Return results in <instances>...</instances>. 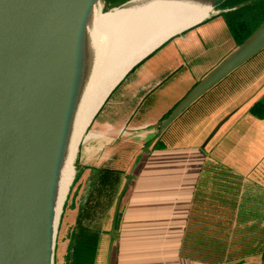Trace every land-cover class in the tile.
<instances>
[{
  "label": "crops",
  "instance_id": "1",
  "mask_svg": "<svg viewBox=\"0 0 264 264\" xmlns=\"http://www.w3.org/2000/svg\"><path fill=\"white\" fill-rule=\"evenodd\" d=\"M226 11L141 55L91 118L70 215L97 178L118 179L94 264H264V45L189 100L264 29L238 45Z\"/></svg>",
  "mask_w": 264,
  "mask_h": 264
},
{
  "label": "water",
  "instance_id": "2",
  "mask_svg": "<svg viewBox=\"0 0 264 264\" xmlns=\"http://www.w3.org/2000/svg\"><path fill=\"white\" fill-rule=\"evenodd\" d=\"M196 1L214 9L227 0ZM93 6L90 0H0V264H47L44 189L54 110L69 73L77 83ZM263 45L264 29L189 100Z\"/></svg>",
  "mask_w": 264,
  "mask_h": 264
},
{
  "label": "bare ground",
  "instance_id": "3",
  "mask_svg": "<svg viewBox=\"0 0 264 264\" xmlns=\"http://www.w3.org/2000/svg\"><path fill=\"white\" fill-rule=\"evenodd\" d=\"M90 1L94 3V10L85 28L82 62L75 74L77 83L69 73L66 93L56 102L54 110L52 164L44 189L47 264H54L57 230L74 175L73 162L79 143L107 93L141 55L213 11L210 3L200 4L196 0H134L103 14L102 1ZM157 30L164 32L155 41H148L145 50H132L141 37L142 41L146 40L145 33ZM63 172L65 177L60 180Z\"/></svg>",
  "mask_w": 264,
  "mask_h": 264
},
{
  "label": "trees",
  "instance_id": "4",
  "mask_svg": "<svg viewBox=\"0 0 264 264\" xmlns=\"http://www.w3.org/2000/svg\"><path fill=\"white\" fill-rule=\"evenodd\" d=\"M126 1L127 0H106V2L114 6ZM241 4H243V6L237 8ZM219 10H228L223 15L238 45L246 41L256 26L264 21V0H227L220 6ZM96 182H98V185L93 190V202L88 204L85 203L81 215L82 218L84 213V218L89 222L88 224H93L94 220L100 216L103 211L101 209L102 206L110 205L112 196L117 188L118 179L110 176L104 178L99 177L96 179ZM79 217L77 216V220ZM85 236L83 239L79 240L74 250L72 258L73 264H94L95 248L98 237ZM93 240L96 242L94 246L91 244Z\"/></svg>",
  "mask_w": 264,
  "mask_h": 264
},
{
  "label": "rangeland",
  "instance_id": "5",
  "mask_svg": "<svg viewBox=\"0 0 264 264\" xmlns=\"http://www.w3.org/2000/svg\"><path fill=\"white\" fill-rule=\"evenodd\" d=\"M254 1H259V0H254ZM122 5L123 4L114 6V5H111L110 3L106 2V0H105L103 3V6L101 8V13L106 14L115 8H119ZM219 9H220V7L214 8L212 12H216ZM219 11H221V10H219ZM76 160L77 159L75 156V159L73 162V169H74L73 174L74 175H73V178L71 180V184L69 187L70 189H69V192H68L67 197H66L63 212L61 214L60 223L58 226L56 240H55L54 264H73V260H72L73 254H74V250H75L77 244L79 243V240L83 239L85 235L88 237H100L98 235H100V233H101L100 225L88 224L89 222L86 221L84 218V213H83V217L81 218V215H82V212H83L84 206H85L83 194L80 197L79 203L77 205L78 207H76L73 211V214L70 215V211H69L70 195H71V192L73 191V189H75V187L78 185V183L80 181V180L79 181L76 180L77 176H78V172H79V166H78ZM63 175L65 177V172L61 173L60 180H61V178L62 179L64 178ZM78 213L80 214V217H79ZM71 216H72V219H71ZM77 216L79 217L78 220H77ZM75 221H76V223H75ZM94 221H96V220H94ZM107 229H109V228H107ZM98 240H99V238H98ZM98 240H97V244H96L95 240H93L91 243L92 246H94L96 244L95 256H96V252L98 249ZM106 241H107V239H106ZM109 243H110V240H108V242L103 243V250L104 251L109 246ZM95 258H94V261H95Z\"/></svg>",
  "mask_w": 264,
  "mask_h": 264
}]
</instances>
